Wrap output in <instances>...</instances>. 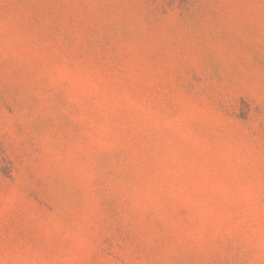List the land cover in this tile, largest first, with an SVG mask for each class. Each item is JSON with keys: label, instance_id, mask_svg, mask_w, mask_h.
Masks as SVG:
<instances>
[{"label": "rangeland", "instance_id": "374dc122", "mask_svg": "<svg viewBox=\"0 0 264 264\" xmlns=\"http://www.w3.org/2000/svg\"><path fill=\"white\" fill-rule=\"evenodd\" d=\"M0 264H264V0H0Z\"/></svg>", "mask_w": 264, "mask_h": 264}]
</instances>
